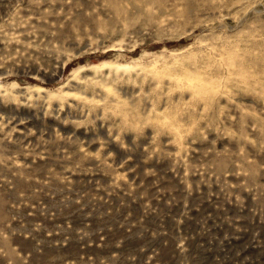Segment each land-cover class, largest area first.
Masks as SVG:
<instances>
[{
  "label": "rangeland",
  "instance_id": "374dc122",
  "mask_svg": "<svg viewBox=\"0 0 264 264\" xmlns=\"http://www.w3.org/2000/svg\"><path fill=\"white\" fill-rule=\"evenodd\" d=\"M0 264H264V0H0Z\"/></svg>",
  "mask_w": 264,
  "mask_h": 264
}]
</instances>
